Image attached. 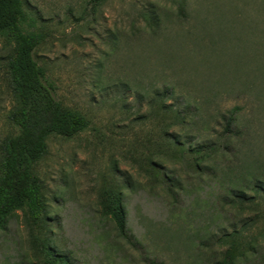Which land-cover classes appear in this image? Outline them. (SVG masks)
Returning a JSON list of instances; mask_svg holds the SVG:
<instances>
[{
    "label": "rangeland",
    "instance_id": "374dc122",
    "mask_svg": "<svg viewBox=\"0 0 264 264\" xmlns=\"http://www.w3.org/2000/svg\"><path fill=\"white\" fill-rule=\"evenodd\" d=\"M23 1L26 30L42 37L36 60L63 107L89 120L73 138L51 136L35 167L58 250L73 264H214L219 238L238 230L260 244L264 264V0H186L182 10L178 0ZM151 6L154 27L143 17ZM14 47L0 35V163L5 139L18 132ZM165 88L196 111L184 140H217L223 116L236 112L233 149L212 169L185 170L167 146L172 116L156 101ZM155 160L178 178L174 193ZM116 194L132 242L104 215ZM34 235L43 231L15 211L0 230V264H43Z\"/></svg>",
    "mask_w": 264,
    "mask_h": 264
},
{
    "label": "trees",
    "instance_id": "16d2710c",
    "mask_svg": "<svg viewBox=\"0 0 264 264\" xmlns=\"http://www.w3.org/2000/svg\"><path fill=\"white\" fill-rule=\"evenodd\" d=\"M178 3L181 10L185 9L186 0H178ZM143 17L152 27L157 26L160 19L154 6L149 7ZM27 18L23 0H0V35L7 36L15 43L8 69L16 99L10 118L18 128V132L7 137L2 146L0 230L7 229L8 219L15 211H23L31 224L43 231L42 237L33 236L35 245L45 253L43 264H73L71 256L59 251L54 245V234L48 223V204L35 167L47 154L51 136L73 138L88 128L89 120L81 112L63 107L56 86L35 58L34 52L42 42V37L26 30L24 24ZM156 96L160 110L172 116L170 124L163 130V134L168 137L167 146L175 147L174 155L185 170H210V162L232 151L236 112H231L228 117L223 116L226 120L225 131L217 140L199 143L181 138L190 119L196 117V111L176 98L174 88L159 90ZM169 100L177 102L168 104ZM169 127L179 132H169ZM152 166L156 170V177L166 184L169 193H174V189L180 187L178 178L165 171L167 169L160 160L153 161ZM244 195L241 192L236 196L246 199ZM104 215L113 219L122 238L131 241L127 211L120 194L107 199ZM239 236L240 232L234 230L219 238L218 244L224 250L214 264H248L250 260L254 264H263V255L258 252L260 244L257 241H241Z\"/></svg>",
    "mask_w": 264,
    "mask_h": 264
}]
</instances>
